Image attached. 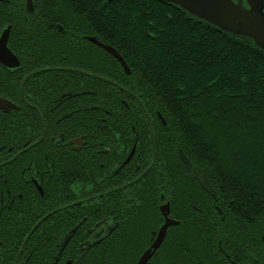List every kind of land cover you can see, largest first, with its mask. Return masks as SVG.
I'll return each instance as SVG.
<instances>
[{
  "label": "trees",
  "instance_id": "1",
  "mask_svg": "<svg viewBox=\"0 0 264 264\" xmlns=\"http://www.w3.org/2000/svg\"><path fill=\"white\" fill-rule=\"evenodd\" d=\"M41 2L51 23L63 27L64 33L53 29V35L70 39L63 51L76 48L74 36L95 35L115 49L130 70L126 75L114 59L96 49L100 55L93 58L73 53L65 61L28 60L31 66L99 69L103 76L100 85L88 79L85 93L73 97L72 108L79 111L71 123L73 130L87 135L92 150L109 152L97 154L100 160L94 165H86L82 153L72 154L71 180L140 179L147 186V230L142 212L127 218L121 210L123 217L117 220L130 221L118 233L122 248L104 254L128 264L138 259L151 246V233L163 225L160 206L175 190L169 218L178 224L167 230L147 264H264V49L161 0H101L81 15H73L66 0ZM20 27L18 35H34L32 22L24 20ZM75 84L72 80L65 87L63 78L56 95L78 91ZM2 88L0 84V94H5ZM24 93L31 95L26 89ZM7 94L18 98V91ZM97 116L102 118L98 130L91 127ZM195 121L200 135L193 133ZM95 131L97 138L91 135ZM136 138L134 158L113 175ZM202 141L210 146L202 148ZM161 191L163 199L158 198ZM129 195L118 193L125 208ZM59 239L56 234L54 243ZM39 243L50 245V233ZM26 245L31 251L35 241ZM97 259L93 256L85 264H100Z\"/></svg>",
  "mask_w": 264,
  "mask_h": 264
},
{
  "label": "flooded vegetation",
  "instance_id": "2",
  "mask_svg": "<svg viewBox=\"0 0 264 264\" xmlns=\"http://www.w3.org/2000/svg\"><path fill=\"white\" fill-rule=\"evenodd\" d=\"M50 18L41 0H0V41L5 39V47L15 60L8 59L5 64L0 61V84L5 92L0 94V99L9 104L8 108H0V264H85L93 256L100 257L96 260L100 264H128L126 260L109 259L104 251L122 248L118 233L122 225L130 222L127 218L136 213L142 212L147 230L150 196L144 181L77 182L70 178L72 154L82 153L86 165H94L100 160L97 154L109 152L99 147L92 150L87 135L73 130L71 123L73 114L79 111L73 110L72 99L85 93L88 79L100 85L103 76L99 69L73 70L65 64L50 63L31 66L28 61L30 58L65 61L72 59L73 53L93 58L100 55L95 49L114 58L89 40L104 45L95 35L74 36L76 48L68 47V51H63L70 39L53 35V29L63 33L64 30L61 24L51 23ZM24 20L32 22L34 35H18L17 29ZM77 49L87 50L86 53L75 52ZM126 75H130V70ZM63 78L65 87H70L74 80L79 90L56 95V86ZM25 89L33 97L25 94ZM10 91L13 94L18 91V98L11 99L7 94ZM100 121L102 118L97 116L91 127L98 130ZM91 135L97 138L99 133L95 131ZM135 145L133 157L118 172ZM136 152L137 138L113 175L121 173ZM118 193L130 194L127 208L118 201ZM165 204L168 203L161 206ZM104 210H109L106 215ZM121 210H126L124 214L128 216L120 222L117 218L123 217L119 215ZM218 213L221 216L222 213ZM158 231L151 233L152 243ZM46 232L51 235L50 245L39 243ZM56 234L60 239L55 244ZM110 238L113 244L104 243ZM30 239L35 241L31 251L26 245ZM143 253L132 264H137ZM47 257L48 261L43 263Z\"/></svg>",
  "mask_w": 264,
  "mask_h": 264
},
{
  "label": "water",
  "instance_id": "3",
  "mask_svg": "<svg viewBox=\"0 0 264 264\" xmlns=\"http://www.w3.org/2000/svg\"><path fill=\"white\" fill-rule=\"evenodd\" d=\"M164 3L170 5H175L187 12L188 14L203 20L220 30L225 32L246 37L253 41L255 45L264 49V0H249L245 5L246 11H250V15L242 16L235 13L232 10L230 0H161ZM96 45L100 46L105 52L110 54L114 59H116L121 67L124 69L126 74H129V69L121 56L110 46H105L96 43L93 39H89ZM0 46L6 52L0 61L5 64L6 60L11 59L15 61L13 56L5 47V39L0 41ZM9 104L0 99V108H8ZM161 119V117L159 116ZM162 123L165 125L164 121L161 119ZM136 145L131 150L129 156L125 162L121 165L118 172L122 170L131 160L134 155ZM189 166L188 163H186ZM168 204L160 207V212L164 217L167 214ZM177 223L170 220L168 217H164V224L158 231L154 242L152 245L143 253L139 258L137 264H146L161 246L166 231L169 227L176 225Z\"/></svg>",
  "mask_w": 264,
  "mask_h": 264
},
{
  "label": "snow or ice",
  "instance_id": "4",
  "mask_svg": "<svg viewBox=\"0 0 264 264\" xmlns=\"http://www.w3.org/2000/svg\"><path fill=\"white\" fill-rule=\"evenodd\" d=\"M67 4L71 6V10L73 15H81V14H86L85 10L89 8V6L94 5V4H99L101 0H66ZM231 2V7L232 10L240 14L242 16H247L250 15V11H246L245 5L249 2V0H230ZM4 55H6L5 50L3 49L2 46H0V58H2ZM194 123V128H193V133L195 135H200L199 128L195 127L196 125H199V121H195ZM210 146V143L207 141H202L201 147L202 148H208ZM163 188V186H161ZM170 200L167 201L168 203V211L167 214H164V217H168L169 211L175 207V190L170 194ZM158 198L163 199V191L158 193ZM177 243H179V240H176ZM231 259V257H230Z\"/></svg>",
  "mask_w": 264,
  "mask_h": 264
},
{
  "label": "rangeland",
  "instance_id": "5",
  "mask_svg": "<svg viewBox=\"0 0 264 264\" xmlns=\"http://www.w3.org/2000/svg\"><path fill=\"white\" fill-rule=\"evenodd\" d=\"M159 116H160V115H159ZM160 117H161V116H160ZM159 119H160V118H159ZM161 119H162V118H161ZM161 119H160V120H161ZM162 120H163V119H162ZM163 121H164V120H163ZM161 123H162V121H161ZM164 123H165V122H164ZM162 124H163V123H162ZM163 125H164V124H163Z\"/></svg>",
  "mask_w": 264,
  "mask_h": 264
}]
</instances>
